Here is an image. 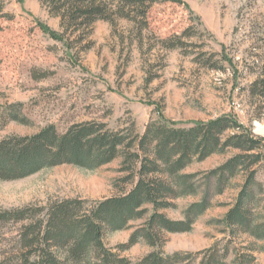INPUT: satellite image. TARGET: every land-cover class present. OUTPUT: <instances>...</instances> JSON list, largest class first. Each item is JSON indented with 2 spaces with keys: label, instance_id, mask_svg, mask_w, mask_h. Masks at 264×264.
<instances>
[{
  "label": "rangeland",
  "instance_id": "374dc122",
  "mask_svg": "<svg viewBox=\"0 0 264 264\" xmlns=\"http://www.w3.org/2000/svg\"><path fill=\"white\" fill-rule=\"evenodd\" d=\"M13 19H0V106L22 104L29 125L9 123L0 141L29 136L54 125L64 133L74 124L97 122L115 131L134 129L143 135L154 120L190 127L222 116H234L256 137L264 139V0H174L153 4L148 27L139 38L134 22L117 19L94 24L83 42L53 39L47 26L62 32L40 0H0ZM141 19H138V22ZM182 36L181 47L161 42ZM257 84V85H256ZM256 85V86H255ZM230 149L187 173H199L200 192H208L211 207L187 233H168L163 252L180 254L176 264H264V243L223 226L245 174L232 178L219 193L207 175L237 155ZM253 167L255 218L264 219V143ZM122 159L94 171L61 165L17 181L0 180V209L45 208L64 201H82L84 209L126 192ZM261 189V190H260ZM200 197L175 201L164 213L182 220L187 207ZM39 216V215H38ZM25 224V223H24ZM140 223L133 224L138 226ZM23 223H0V264H20L19 237ZM133 230L105 235L114 252L128 243ZM153 251L140 242L121 252L133 262Z\"/></svg>",
  "mask_w": 264,
  "mask_h": 264
},
{
  "label": "trees",
  "instance_id": "16d2710c",
  "mask_svg": "<svg viewBox=\"0 0 264 264\" xmlns=\"http://www.w3.org/2000/svg\"><path fill=\"white\" fill-rule=\"evenodd\" d=\"M40 1L52 18L60 19L62 32L47 26L42 30L69 47L71 42L85 41L98 21L112 25L117 19L134 22L140 25L136 30L142 39L150 7L171 0ZM0 19H13L5 12L2 1ZM174 39L178 43L168 44L173 39L161 42L166 49L183 45L182 36ZM11 122L29 125L22 104L0 106V130ZM263 143V138L245 129L234 116L196 122L190 127L154 120L143 135L134 129L115 131L106 124L85 122L72 125L64 133L48 125L34 135L10 136L0 141L1 181L22 180L61 165L94 171L122 159L120 172L126 176L121 183L132 184L133 188L128 192L122 188L120 195L90 209H84L83 202L77 200L56 203L48 209L46 220L37 218L45 208L0 209V223H23L20 264H176L180 254L169 256L163 252L165 235L190 232L211 207L209 193L200 192V174L186 170L194 163L234 149L239 153L207 175L208 181L216 179L221 193L226 182L245 174L234 205L220 223L232 235L239 231L264 243V219L257 220L252 209L258 186L253 167L260 161L255 152ZM189 197L200 200L187 207L182 220H172L164 213L176 209L175 201ZM136 223L140 224L133 225ZM129 229L133 232L128 243L120 247L121 252L140 242L153 249L136 262L114 252L104 241L106 234ZM256 251L264 252V245Z\"/></svg>",
  "mask_w": 264,
  "mask_h": 264
}]
</instances>
